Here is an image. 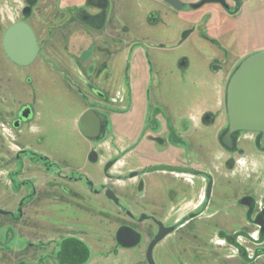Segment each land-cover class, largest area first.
Here are the masks:
<instances>
[{
  "label": "flooded vegetation",
  "instance_id": "af4514ba",
  "mask_svg": "<svg viewBox=\"0 0 264 264\" xmlns=\"http://www.w3.org/2000/svg\"><path fill=\"white\" fill-rule=\"evenodd\" d=\"M179 1L183 4L180 10L162 0L0 3V232L9 233L13 240L9 246L0 244V264H264V246H255L257 240L252 237L262 234L256 220L264 210V196L258 202L250 186L242 187L240 194L238 181L225 185L220 176L226 166L234 164L212 168L208 158L201 157L205 152L202 142L193 150L184 122L194 116L181 112L177 122L166 106L152 104L155 74L150 55L134 41L144 37L142 28L162 22L163 9L201 10L200 21L206 20V28L219 26L216 34L200 35L217 49L208 68L216 98L214 108L203 109L196 116L199 125L215 128L211 137L216 144L217 125L224 118L227 123L225 63L234 57L220 40L234 36L230 28L245 0H223L224 5L208 3L197 9L192 6L202 0ZM130 9L142 13L140 26L128 19ZM18 23L26 25L34 36L37 52L33 62L41 60L59 72L87 102L76 129L98 144L99 151L91 148L87 161L101 166V179L66 174L43 152L39 114L34 104L17 98L14 89L21 83L18 72L33 62L19 66L10 61L2 44L7 30ZM191 33L185 31L182 39ZM122 56L125 66L119 69ZM2 58L12 70L4 68ZM187 66L185 60L179 64V68ZM114 73L125 81V89L111 97ZM113 105L120 112H113ZM152 105L159 113L153 115ZM88 112L94 121L85 136L79 123ZM135 113L136 129L121 123ZM116 121L122 124L119 132ZM243 134L247 133L234 136L231 150L219 141L222 152L243 154L238 148ZM249 134L253 149L264 152L257 143L259 135ZM176 136L184 145H175ZM124 159L123 172L114 173L112 169ZM49 200L69 206L88 224L84 218L83 223L77 219V234L52 227L50 236L33 238L30 220L34 205ZM159 235L163 237L150 248ZM213 235L221 242L218 246L211 244ZM241 237L252 246L240 244Z\"/></svg>",
  "mask_w": 264,
  "mask_h": 264
},
{
  "label": "rangeland",
  "instance_id": "374dc122",
  "mask_svg": "<svg viewBox=\"0 0 264 264\" xmlns=\"http://www.w3.org/2000/svg\"><path fill=\"white\" fill-rule=\"evenodd\" d=\"M191 1L185 0V2ZM1 2L3 0H0ZM149 7L151 9L152 5ZM161 11L162 22L153 28H142L144 37L134 40L150 55L151 67L155 74V89L151 90L152 104L159 103L166 106L175 116L177 122L181 112L194 116L191 121L185 120L184 122L191 136L193 150L202 142L205 152L201 157L208 158L212 168H220L222 163L232 162L234 167L226 166L224 175L220 176L222 182L226 185L238 181L241 187L240 194L244 192L242 187L250 186L255 198L260 202L264 196V152L253 149L251 146L252 134L247 133L239 137L238 148L243 151V154L222 152L219 141L226 128L225 118L217 125L219 126L217 130L219 134L215 137L216 144L211 137L215 128L206 129V127L199 125L196 119L201 110L214 108L216 98L212 80L208 77V68L209 62L215 59L217 49L200 35L216 34L219 31V26L216 24L212 28H206V20L200 21V18L203 17L201 10H191L190 13H187V9L183 11L163 9ZM128 19L140 26L142 13L137 9L134 11L130 9ZM198 21L200 22L197 23ZM191 30L192 33L186 39H182L183 33ZM233 31L234 29L231 27L230 32L234 33ZM240 31L241 42H237L235 35L236 39L233 35H229L220 40L230 54L234 55V57L226 59L225 86L231 73L244 57L264 50V26L245 23L240 27ZM124 59L125 56L119 59L117 64L119 69L125 66ZM184 60L188 62V66L179 68V64ZM1 61L4 68L13 69L12 65L5 59L2 58ZM215 62L216 60H214ZM18 74H20L21 83L14 88L15 95L17 98H23L34 104L35 110L39 114V123L43 126V152L48 159L66 174L79 173L92 176L96 180L101 179L103 177L101 166L87 161V154L91 148L94 147L96 151H99L98 144L89 142L76 129L78 115L88 105L82 94L67 84L59 72L41 60H36ZM113 77L115 78L114 85L109 90L111 97H115V93L121 91L122 88L125 89V81L122 80L121 82V77L115 73ZM82 93L85 94V92ZM86 96L88 95L86 94ZM112 111L120 112L118 108L115 109L114 105ZM150 111L153 115L159 113L153 105L150 106ZM137 116L138 114L135 113L130 118H123L121 123H130L136 129ZM121 123L115 122L117 132L121 130ZM177 136L174 138L176 140L175 145H184ZM117 140L119 141V139L115 141ZM197 144L199 145L197 146ZM101 151L104 152L103 149ZM125 162V159L120 160L112 171L114 173L123 172L122 168ZM34 211L30 220L32 229H34L31 230L30 234L37 239L50 236L52 227L77 234L80 229L76 225L77 219H80L82 223L84 219L87 224L89 222L83 215L75 214L69 206H58L51 200L45 204H35ZM240 219L243 221V210H241ZM43 225H46L47 228H42ZM252 237L257 240L255 246H264V234L254 233ZM10 239L9 233L0 232V244L2 246L11 245L13 240ZM239 242L245 246H252L243 237L240 238ZM218 243L221 242L213 235L212 246H218Z\"/></svg>",
  "mask_w": 264,
  "mask_h": 264
},
{
  "label": "water",
  "instance_id": "95a60500",
  "mask_svg": "<svg viewBox=\"0 0 264 264\" xmlns=\"http://www.w3.org/2000/svg\"><path fill=\"white\" fill-rule=\"evenodd\" d=\"M162 1L175 9L183 8L179 0ZM215 2L224 5L223 0H202L199 4L193 5L192 9ZM2 44L9 60L19 66L31 64L36 57L37 47L34 36L23 23L10 27L4 35ZM224 102L227 123L220 139L221 144L231 150L236 134L254 133L259 135L257 143L264 151V50L244 57L237 64L226 83ZM90 121H94V118L89 112L80 120L79 128L85 136H89ZM155 169L161 168L151 170ZM256 223L260 225L264 234V210L257 216ZM162 237L163 235L157 236L150 248Z\"/></svg>",
  "mask_w": 264,
  "mask_h": 264
},
{
  "label": "crops",
  "instance_id": "0c3cea01",
  "mask_svg": "<svg viewBox=\"0 0 264 264\" xmlns=\"http://www.w3.org/2000/svg\"><path fill=\"white\" fill-rule=\"evenodd\" d=\"M245 23L264 26V0H245L241 10L234 17L232 28L239 42H241L240 27Z\"/></svg>",
  "mask_w": 264,
  "mask_h": 264
}]
</instances>
